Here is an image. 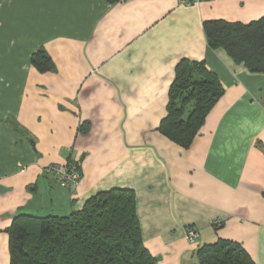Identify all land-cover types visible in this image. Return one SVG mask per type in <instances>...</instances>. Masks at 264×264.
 Wrapping results in <instances>:
<instances>
[{
    "label": "crops",
    "instance_id": "obj_1",
    "mask_svg": "<svg viewBox=\"0 0 264 264\" xmlns=\"http://www.w3.org/2000/svg\"><path fill=\"white\" fill-rule=\"evenodd\" d=\"M263 16L264 0H0V264L17 214H70L113 188L135 192L158 264H199V247L220 239L264 264V73L205 33L210 20ZM40 49L53 71L32 64ZM185 58L224 88L188 148L159 130ZM73 160L71 189L47 166Z\"/></svg>",
    "mask_w": 264,
    "mask_h": 264
},
{
    "label": "trees",
    "instance_id": "obj_2",
    "mask_svg": "<svg viewBox=\"0 0 264 264\" xmlns=\"http://www.w3.org/2000/svg\"><path fill=\"white\" fill-rule=\"evenodd\" d=\"M205 33L211 48L224 49L252 73H264V16L248 23L210 20ZM31 61L41 71L55 69L45 49L34 53ZM223 94L220 78L204 61L182 59L159 130L190 147ZM7 232L10 264H158L144 244L136 194L130 189L100 191L70 214H17ZM198 263L256 264L240 243L228 239L200 246Z\"/></svg>",
    "mask_w": 264,
    "mask_h": 264
},
{
    "label": "built area",
    "instance_id": "obj_3",
    "mask_svg": "<svg viewBox=\"0 0 264 264\" xmlns=\"http://www.w3.org/2000/svg\"><path fill=\"white\" fill-rule=\"evenodd\" d=\"M207 0H179L182 5H193ZM81 161L77 160L72 167L66 165L51 164L47 166V171L52 173L63 185L70 186L72 189L78 186L81 179ZM215 226H221L222 220L216 219L214 221ZM200 236V232L197 229H191L188 232V238L192 243H195Z\"/></svg>",
    "mask_w": 264,
    "mask_h": 264
}]
</instances>
